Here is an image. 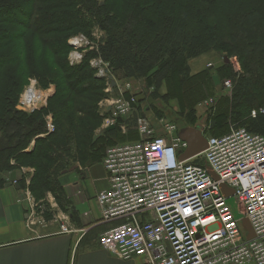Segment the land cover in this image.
Here are the masks:
<instances>
[{
    "label": "trees",
    "instance_id": "1",
    "mask_svg": "<svg viewBox=\"0 0 264 264\" xmlns=\"http://www.w3.org/2000/svg\"><path fill=\"white\" fill-rule=\"evenodd\" d=\"M95 25L104 32L99 56L108 63L112 76L143 82L145 99L138 106L155 101L142 112L152 107L159 116L169 115L175 102V115L183 119L181 127H194L199 120L194 107L210 97L215 86L208 69L194 72L189 61L215 51L223 62L215 69L217 77L232 78L234 91L232 101L220 98L217 107L207 111L211 117L209 125L202 126L204 134L222 135L230 121H236L264 136V113L250 115L251 109L264 107V0H0V188L8 182L4 170L33 160L38 173L30 175L29 190L33 195L41 189L50 191L59 201L57 178L62 171L77 163L99 162L107 145L137 139L138 111L120 119L125 133H117L119 125L106 130L108 143L96 146L103 134L92 141L87 123L81 120H74L70 131H62L57 141H49L61 131L55 124L66 111L61 100L51 101L50 109L27 112L17 108V96L30 77L48 79L60 88L70 79L74 94L92 91L101 96L105 82L89 65L92 53L77 65H70L65 57L70 49L67 35L77 30L88 35ZM12 42L18 43L15 48L9 47ZM61 55L60 60L55 58ZM232 56H238L243 67L239 75L224 61ZM161 86L165 93L159 95ZM93 106L94 101L86 114L89 118H97ZM80 110L84 112L83 107ZM48 114L54 125L49 133ZM24 177L25 173L17 180L20 188L25 187Z\"/></svg>",
    "mask_w": 264,
    "mask_h": 264
},
{
    "label": "built area",
    "instance_id": "2",
    "mask_svg": "<svg viewBox=\"0 0 264 264\" xmlns=\"http://www.w3.org/2000/svg\"><path fill=\"white\" fill-rule=\"evenodd\" d=\"M69 45L73 46L67 58L70 65L81 63L85 47L93 48L84 35L72 37ZM98 62L91 61V66L106 77L105 91L112 95L103 128L114 127L118 119L136 111L138 97L125 98L115 78ZM224 82L231 86L229 80ZM35 83L19 97L17 106L24 111L42 106L51 94L36 90ZM116 91L122 96L116 97ZM256 113L252 110L251 116ZM119 126L125 133V124ZM46 127L48 133L54 130L50 114ZM179 129L166 116L154 125L137 115V139L105 147L101 165L107 187L97 192L95 202L99 221L111 226L98 235L99 247L120 260L139 258V264H264V136L234 125L222 135L206 136L202 128L206 148L180 160L187 143L179 138ZM23 173L27 225L44 224L48 213L58 222L59 233L74 232L68 214L53 210L56 203L48 199L46 209L44 202L34 199L28 188L30 172ZM12 184L17 186V180ZM222 186L232 192L226 194ZM229 198L236 200L240 219Z\"/></svg>",
    "mask_w": 264,
    "mask_h": 264
},
{
    "label": "crops",
    "instance_id": "3",
    "mask_svg": "<svg viewBox=\"0 0 264 264\" xmlns=\"http://www.w3.org/2000/svg\"><path fill=\"white\" fill-rule=\"evenodd\" d=\"M136 95L145 99L143 90ZM74 166L73 170L70 167L58 177L59 202L62 201L66 208L60 211L68 214L70 225L75 229L70 234L59 233L58 222L48 213L44 214V224L28 226L23 187L9 180L6 183L9 185L0 188V264H139V258L117 259L97 243L98 235L111 226L99 221L95 202L97 192L107 187L101 160L91 165L77 163ZM21 171L23 174L31 168L22 166ZM47 192L50 197L56 196ZM31 195L35 199L33 193Z\"/></svg>",
    "mask_w": 264,
    "mask_h": 264
},
{
    "label": "rangeland",
    "instance_id": "4",
    "mask_svg": "<svg viewBox=\"0 0 264 264\" xmlns=\"http://www.w3.org/2000/svg\"><path fill=\"white\" fill-rule=\"evenodd\" d=\"M29 33L30 32L27 31L26 34L28 35ZM82 35H84L87 38V40L90 43H92V46H93V48L85 47V49H83L84 58H85L86 54L88 55V53H92V55L90 57V60H89V65L93 69L95 76L97 78H103L104 82H105L104 90L99 92V93H101V96H99V97L94 96L92 91H86L85 93L78 94V95L74 94L75 91H73L71 89L70 79L69 80L65 79L64 80V86L65 87L64 88H60L59 86L57 87L56 83L50 82V81H48V79L41 80V79H38V78H35V77H30V78H28L26 80V83L23 85L22 90L18 94L17 98H18V101H19V97H21V95H23V93L25 92L26 89H29L30 87H32V85H31L32 81L35 80L36 83H35V85L33 87L36 90H40V91H43V92L46 91V92L51 93L50 97H52L50 102L48 100V102L44 103L42 106H40V107H38L36 109H40V108L45 109L47 107L50 109L51 105H52L51 101L52 102H56L57 100H61L60 102L62 104L66 105L65 114L59 120H57L55 122L56 125L60 126L59 130H61V131H57V133L55 132V134L52 135V137H51V139L49 141H51V142L57 141L59 139V135L61 134L62 131L63 132H65L66 130L70 131L71 123L74 120H76V121L81 120V121H84V122L87 123V125L89 127L87 129V131H88L89 135H93V137H94L95 135H98V134L102 135L103 134V136H100L99 139H98L99 135L96 138L98 140H97V143L95 145L98 146V145H101L102 143H108V141H107L108 134L105 135L106 127L103 128V126L105 125V119L104 118L107 115V112L105 110V106L108 104L107 99H109L112 95L109 92L105 91V89L107 88V86H106V77L104 76L105 77L104 78V77L99 75L98 69L96 68V66H94V67L91 66V61H93V60L101 61V62H98L99 68H101V69H106L107 68L109 70L108 63L100 58L99 50H98V47H99L98 43L100 44L103 41L102 39H104V37H103L104 36V32L97 25H95L92 28V30L89 32L88 35L84 34V32L82 30H77V31L67 35V36H69L67 38L68 45H69V41H70V39L72 37L82 36ZM17 44H18L17 42H12L9 45V47L10 48H15L17 46ZM71 50H73V46H70L68 54L70 53ZM68 54H67V56L65 55L66 59L68 58ZM55 58L60 60L62 58V55L61 56H57ZM63 58H64V55H63ZM221 63H223L222 62V58H221V54H219V53H217L215 51L214 52L211 51V52H208L206 54L200 55L199 57H196V58H194V59L189 61L190 67H191L192 71H194V72L200 71V70H204V69H208L207 72L208 73H212V75H213L212 79H213V83H214V86H215L213 94L210 97H207L204 100L200 101L194 107V113L196 115V119L199 118V120L196 121L195 125L200 124L201 122L204 123L203 124L204 126L209 125V121H210V117L211 116H209V112H207V111H212V109H215L217 107V105H218L217 102L219 101L220 98H221V100L226 98L228 100V102H229V100H231V98H233L234 85H233L232 78H226L225 79V80H229L230 83H231V86L227 87L225 85L224 80L222 81V80H220V77L219 78L217 77L215 69ZM229 63H230L229 66L231 67V69H233L234 72L238 73V75H239V73L244 71L242 65L239 63L238 56L229 57ZM17 64L18 63L16 62L13 65H17ZM109 72H110V70H109ZM114 80H116V82L118 84V88L117 89L122 90V95L124 94L123 96L125 98H128L131 94H137L139 92L141 93V91L143 90L142 89L143 82L141 80H139V79L135 80V79H132V78H130V79H116L115 78ZM163 93H165V87L161 86L160 89H159V95H162ZM114 94H115L116 97L122 96V95H119L120 93L118 91H116ZM53 95H55V96L53 97ZM208 100H212L213 102L207 104ZM92 101H94V103H95V106H93V108L95 109V112L98 113L97 118L96 117L95 118H89L86 115L87 113H89L92 110V108H91ZM154 103H155V101L148 102V103H147V101H144L143 103L139 104V106L137 104V106H135L136 111L135 110L134 111L135 112L138 111L139 113H141L140 115L142 117L150 119L151 122L154 125H156V123L160 119V117L166 116V120L168 122H171V121L175 122V124L178 126V128H180L182 126V120L183 119L181 117H179L178 115H175L177 110H178L177 104L175 102H172L171 105H170L171 110H170V114L168 113L169 115L159 116L157 114V112L152 107L147 108L146 111L144 110L142 112V109L144 107H147V104L148 105L149 104L150 105L151 104L154 105ZM84 104L85 105H89V106H82ZM230 106H231L230 110L232 111V109H233L232 104H230ZM79 107L80 108L83 107V111L84 112H82ZM260 109H262L264 111V107H258L256 109H254V108L251 109L250 115H251L252 110H257V113H258ZM262 113H264V112H262ZM51 120H53V118H51ZM229 121H230V115H229V118H228V122ZM120 123L121 124H125L120 119H118V121L115 122V126L118 127V125ZM233 125L234 126H239L236 123V121H234V122L230 121V123L228 124L229 127L233 126ZM61 126H64V128H61ZM158 129L159 130L157 132H163L161 128H158ZM119 132L122 133L121 129H120V126L118 128L117 133H119ZM217 132L219 133V132H221V130H219L217 128ZM111 135H112L113 139L117 138L116 137L117 136L116 133H114V135L113 134H111ZM92 141H93V138H92ZM110 142H111V140H110ZM32 144H34V141H32L30 145H32ZM43 151H47L46 147H43ZM37 161L38 162H42L41 158H39ZM33 163H34L33 160H26V161L22 162L23 166L31 168V171H29L30 175L33 174L34 172L38 173L37 167L33 168ZM4 171H7V172L4 173L5 178H6L7 181L10 180L9 182H11V181H15V180H21V175H22L21 168L16 167L15 170L9 169V170H4ZM18 174H20V175L18 176ZM57 180H58V178H57ZM33 183L37 184L38 180L35 179L33 181ZM34 195H35L37 201L44 200V199L47 198L44 201V205H45L46 209L50 207V202H48V199H51L52 203H56V206L53 207V210H55V211L56 210H60V208H62L63 210H66L63 202L62 201H60V202L57 201L53 195H52L53 197L52 196L50 197L51 194H49L46 190L41 189L38 192H36V194H34ZM227 202L230 205L234 216L237 219H240L242 217V214L240 212V209H239V206H238L236 200L234 198H229ZM59 203H60V206H59Z\"/></svg>",
    "mask_w": 264,
    "mask_h": 264
},
{
    "label": "water",
    "instance_id": "5",
    "mask_svg": "<svg viewBox=\"0 0 264 264\" xmlns=\"http://www.w3.org/2000/svg\"><path fill=\"white\" fill-rule=\"evenodd\" d=\"M224 61L227 63V62H229V59H227L225 57ZM112 85L113 86L115 85V81H112ZM140 100H142V99L137 98V101H140ZM17 108L19 110L24 111L23 108L20 106H17ZM201 123H203V122H201ZM113 128H114L113 126H109L106 128V130H110ZM98 135H95L93 137V141L96 140ZM178 136L180 139H182L183 141H185L187 143V147H186L185 151L179 157L180 160H184V159H187V158H190V157H193V156L199 154L207 146V140H206V137L202 134V126L201 125H198L196 127L195 126L194 127H181L179 129ZM74 168H75V166L71 167L70 170H73ZM62 173H66V170H64ZM7 185H9V184H5V186H7ZM222 187H223V190L226 194H229L232 192L230 189H227L225 186H222ZM243 225L248 230H250V227H249L248 222L246 220H243ZM250 236H252V233H250Z\"/></svg>",
    "mask_w": 264,
    "mask_h": 264
}]
</instances>
